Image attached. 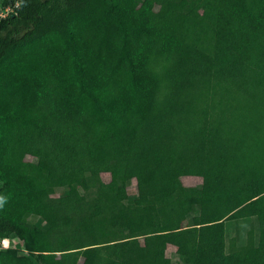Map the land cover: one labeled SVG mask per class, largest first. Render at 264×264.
Here are the masks:
<instances>
[{
  "label": "trees",
  "instance_id": "1",
  "mask_svg": "<svg viewBox=\"0 0 264 264\" xmlns=\"http://www.w3.org/2000/svg\"><path fill=\"white\" fill-rule=\"evenodd\" d=\"M6 8L0 264H264V0Z\"/></svg>",
  "mask_w": 264,
  "mask_h": 264
},
{
  "label": "rangeland",
  "instance_id": "2",
  "mask_svg": "<svg viewBox=\"0 0 264 264\" xmlns=\"http://www.w3.org/2000/svg\"><path fill=\"white\" fill-rule=\"evenodd\" d=\"M43 167V165H41ZM135 177H136V170H135V163L130 162L128 164V170L126 171V178L129 181V186H128V194H129V199H134L138 196L137 189L135 186ZM182 182L186 186H198L200 184V179L199 178H191V177H181ZM166 240L168 243V248L166 251V259L164 260L165 264H181L179 262V254H180V249L177 247L173 240V236L171 233L166 234ZM20 238L18 235H15L11 240L6 239L5 244L2 246L6 247H18L20 244ZM85 255V254H84Z\"/></svg>",
  "mask_w": 264,
  "mask_h": 264
},
{
  "label": "built area",
  "instance_id": "3",
  "mask_svg": "<svg viewBox=\"0 0 264 264\" xmlns=\"http://www.w3.org/2000/svg\"><path fill=\"white\" fill-rule=\"evenodd\" d=\"M11 11L12 10L10 8L4 9L3 11L0 12V17L1 18H5ZM5 241H6V239L1 240V242H0V246L3 247V248H7L6 246H2V244L3 245L5 244Z\"/></svg>",
  "mask_w": 264,
  "mask_h": 264
}]
</instances>
